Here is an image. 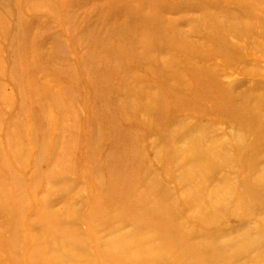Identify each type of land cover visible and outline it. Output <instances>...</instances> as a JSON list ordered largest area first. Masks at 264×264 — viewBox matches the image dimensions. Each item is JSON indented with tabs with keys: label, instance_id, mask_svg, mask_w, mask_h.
<instances>
[{
	"label": "rangeland",
	"instance_id": "obj_1",
	"mask_svg": "<svg viewBox=\"0 0 264 264\" xmlns=\"http://www.w3.org/2000/svg\"><path fill=\"white\" fill-rule=\"evenodd\" d=\"M241 108L264 122V0H0L3 264H169L192 187L264 156ZM217 141L235 170L206 157L196 174L193 145ZM139 157L141 183L115 176Z\"/></svg>",
	"mask_w": 264,
	"mask_h": 264
},
{
	"label": "bare ground",
	"instance_id": "obj_2",
	"mask_svg": "<svg viewBox=\"0 0 264 264\" xmlns=\"http://www.w3.org/2000/svg\"><path fill=\"white\" fill-rule=\"evenodd\" d=\"M218 11L230 12L226 8H219ZM230 90L228 86H225L223 92ZM170 104L173 105V101ZM229 106H233V103ZM230 118L231 120H235L237 126H247V130L253 132L259 131L261 137H264V122L260 118V115L252 116L247 108H241L234 110V114H231ZM178 134L181 135L182 133L179 132ZM242 141L243 139L235 141L240 158H243ZM248 141L253 147L255 146V136L248 139ZM222 145L224 143L221 141L214 143V148H217L215 149L216 152L206 149L203 143L197 142L193 145L188 159L189 161L193 160L195 162L197 169L194 171L196 174L198 171H205L202 163H207L206 165L211 169V165L208 163L210 161L205 162L206 157L219 158L216 161L223 162L224 165L231 164L233 166L232 163H229V156L219 149ZM243 146H245V143H243ZM155 157L160 161L161 154L158 152L155 154ZM146 159L148 160L147 156ZM197 162H200V169L197 167ZM125 163L127 166L129 162ZM178 164L182 166L187 163L186 160H183ZM150 166L151 164L147 168L148 174ZM144 170L145 157H139L133 159L127 168H124L123 162L119 163V167L115 171V176L117 178L123 177L126 180L131 178L136 181V184H139L141 183V175ZM234 170L235 167L233 166L229 172ZM169 172L171 171L169 170ZM241 173L243 177L237 180L234 179V176L222 178L219 181L221 188L218 191H211L212 189L205 191L202 189L199 192L193 186V191L185 195L190 209L184 214V218L181 215L179 217L177 216L178 219L175 220L173 227L170 229L173 242L171 248H169L171 250L168 249L171 253V255H167L171 258L169 264H264V156L254 158L248 164L244 163L241 168ZM135 174H138L137 178L132 177ZM159 176H161L160 173ZM158 183L159 180L153 183L151 182L147 187H151V190L156 192ZM146 199L144 197L141 201L134 203L137 208L142 206L143 202L146 203L145 213L148 210H153L152 200L147 203ZM113 204L115 209V202ZM142 211L143 206L139 212H135V214L137 213L136 215L131 216L133 220H135V217H139L140 221ZM185 219L186 225L183 223ZM228 221H239L242 224H248L241 226L230 222L228 223ZM42 223L43 220L36 223L33 221V224L36 226ZM44 231L46 230L44 229ZM44 231L43 233L45 235L48 234ZM5 248H12L11 243H1L0 255L1 251ZM74 250V247H70L61 251L60 254L63 253L62 256L64 257L61 263L68 258L67 252ZM43 254L45 257L51 256L50 249H46ZM108 256V254H105L104 258ZM109 257L111 258V256ZM0 264H3L1 256ZM125 264L130 263L126 261Z\"/></svg>",
	"mask_w": 264,
	"mask_h": 264
}]
</instances>
